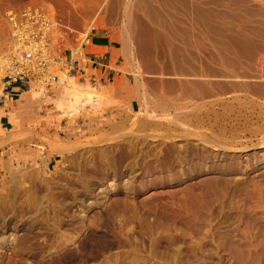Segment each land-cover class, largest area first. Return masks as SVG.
Returning a JSON list of instances; mask_svg holds the SVG:
<instances>
[{
    "label": "rangeland",
    "instance_id": "1",
    "mask_svg": "<svg viewBox=\"0 0 264 264\" xmlns=\"http://www.w3.org/2000/svg\"><path fill=\"white\" fill-rule=\"evenodd\" d=\"M28 1L125 54L11 104L0 264H264V0Z\"/></svg>",
    "mask_w": 264,
    "mask_h": 264
},
{
    "label": "built area",
    "instance_id": "2",
    "mask_svg": "<svg viewBox=\"0 0 264 264\" xmlns=\"http://www.w3.org/2000/svg\"><path fill=\"white\" fill-rule=\"evenodd\" d=\"M5 19L7 47L0 49V83H9L8 86L22 83L31 88L37 81L51 87L60 80L50 71L54 64L69 76L77 75L89 79L93 85L99 84V78L85 77V72L77 67L86 60L84 50L89 36L76 31L57 11L28 1L10 7ZM79 48L84 55L78 52Z\"/></svg>",
    "mask_w": 264,
    "mask_h": 264
},
{
    "label": "crops",
    "instance_id": "3",
    "mask_svg": "<svg viewBox=\"0 0 264 264\" xmlns=\"http://www.w3.org/2000/svg\"><path fill=\"white\" fill-rule=\"evenodd\" d=\"M19 1L20 0H2L5 6L14 5ZM96 23L98 26L93 28L90 32L89 42L84 50L86 60L77 64V67L85 72V77L95 75L100 79L99 81L101 84L105 86L109 84L112 85L115 84L116 80L120 77V72H117V68L123 65L122 58L125 52L118 35L112 30L110 31L101 27L97 20ZM82 55H84L83 52ZM71 78L80 79L79 76H72ZM85 82L90 84L89 81ZM8 84L9 83L6 82L0 83V128L3 130L4 125L10 123L12 119L13 108L11 104L16 102L23 93H26L27 89L22 83H11L9 86ZM13 133L17 135V131L13 130L9 133L11 138L13 137ZM16 135L12 139L6 140L7 138H4L1 144H8L14 141Z\"/></svg>",
    "mask_w": 264,
    "mask_h": 264
},
{
    "label": "bare ground",
    "instance_id": "4",
    "mask_svg": "<svg viewBox=\"0 0 264 264\" xmlns=\"http://www.w3.org/2000/svg\"><path fill=\"white\" fill-rule=\"evenodd\" d=\"M109 12H110V11H109ZM6 22H7V21H6ZM7 25H8V23H7ZM6 47H7V40H6ZM77 50H78L79 53L82 54V50H81V48H79V49H77ZM50 71H51L52 73H55L57 76H59V75H58V71H59V72H63V70L60 69V66L58 67V66H56V65H54V64L51 66ZM66 74H67V73H66ZM67 75H68V74H67ZM59 79H60V77H59ZM36 84H39V83L36 82ZM89 95H90V94H89ZM85 96H86V95H85ZM90 97H91V96H90ZM90 97H84V99H87V98H90ZM131 127H132V126H131ZM9 135H10V134H9ZM15 135H16V134H15ZM15 135H14V133H13V137H15ZM13 137H12V138H13ZM6 138H7L6 140L10 139V138H11V135L8 136V137H6ZM12 138H11V139H12ZM2 140H3V139H2ZM2 140H1V141H2ZM13 140H14V139H13ZM1 141H0V142H1ZM101 144H102V143H101ZM254 146H255V145H254ZM256 146L260 147V145H256ZM78 147H79V146H78ZM60 148H61V147H60ZM81 148H82V147H81ZM255 148H256V147H255ZM61 149H62V148H61ZM71 151H72V150H71ZM14 180H15V179H14ZM15 184H16V183H15ZM17 185H18V183H17ZM17 185H16V186H17ZM18 186H19V185H18ZM20 186H21V185H20ZM90 194H91V193H90ZM52 201H53V200H52ZM55 206H56V205H55ZM35 209H36V208H35ZM3 224H4V223H3ZM14 224H15V223H14ZM5 225H6V224H5ZM11 225H12V224H11ZM15 226H16V225H15ZM57 226H58V225H57ZM5 227H6V226H5ZM7 227H8V226H7ZM9 227H11V226H9ZM9 227H8V228H9ZM13 228H14V226H13ZM5 229H6V228H5ZM16 229H17V228H16ZM12 230H13V229H12ZM14 230H15V228H14ZM18 230H19V229H18ZM16 231H17V230H16ZM11 235H12V234H11ZM3 239H6V238H3Z\"/></svg>",
    "mask_w": 264,
    "mask_h": 264
}]
</instances>
